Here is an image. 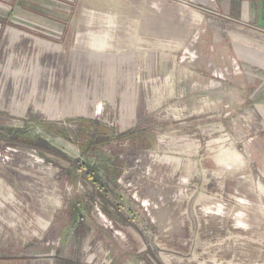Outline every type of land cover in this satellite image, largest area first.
Instances as JSON below:
<instances>
[{
	"label": "rangeland",
	"instance_id": "obj_1",
	"mask_svg": "<svg viewBox=\"0 0 264 264\" xmlns=\"http://www.w3.org/2000/svg\"><path fill=\"white\" fill-rule=\"evenodd\" d=\"M228 15L0 0V258L264 264V34Z\"/></svg>",
	"mask_w": 264,
	"mask_h": 264
},
{
	"label": "crops",
	"instance_id": "obj_2",
	"mask_svg": "<svg viewBox=\"0 0 264 264\" xmlns=\"http://www.w3.org/2000/svg\"><path fill=\"white\" fill-rule=\"evenodd\" d=\"M219 6L224 11L229 18L241 25L244 24L248 27L255 28L256 31H261L264 34V0H218ZM262 89H260L258 95L255 99H253L256 111L258 116H262L264 118V79L262 78ZM222 147V146H221ZM222 151V150H219ZM211 152V151H210ZM213 152H218L217 148L213 149ZM179 153V152H177ZM181 153V152H180ZM183 154H193L198 153L197 148H187V151H183ZM219 153V152H218ZM202 159L200 158L199 161ZM230 164L233 160L230 159ZM215 162V159H213ZM217 169V166L223 167V165H218L217 162L214 163ZM204 164L205 169L206 167ZM229 165V164H227ZM211 170V169H210ZM213 171V170H212ZM218 172V174H221ZM223 177V174L221 175ZM214 177V176H213ZM221 177V178H222ZM217 177H214V181L212 183L213 189L223 191V188L220 186L224 182V180L217 181ZM224 178V177H223ZM223 185V184H222ZM203 195V194H202ZM159 209V208H158ZM0 264H42V260L39 259H25V258H0Z\"/></svg>",
	"mask_w": 264,
	"mask_h": 264
}]
</instances>
